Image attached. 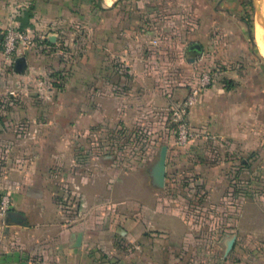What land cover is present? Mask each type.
Returning a JSON list of instances; mask_svg holds the SVG:
<instances>
[{
  "label": "rangeland",
  "instance_id": "obj_1",
  "mask_svg": "<svg viewBox=\"0 0 264 264\" xmlns=\"http://www.w3.org/2000/svg\"><path fill=\"white\" fill-rule=\"evenodd\" d=\"M110 1L45 2L57 18L40 28L38 20L21 24L41 12L36 0L3 4L19 23L0 28V227L22 185L48 187L64 219L86 214L80 186L95 180L110 186L112 200L140 204L113 212L160 235V264H264V103L253 106L248 94L254 65L264 89L255 39L261 0H117L107 17L102 6ZM191 44L201 47L194 62L185 56ZM20 57L25 69L17 73ZM218 86L236 87L243 111L253 104L256 120L246 114L241 128L258 132L257 150L237 152L190 120ZM162 145L158 188L151 167ZM116 241L119 250L99 253L102 263L122 264L124 245ZM11 247L1 246L2 264L26 252Z\"/></svg>",
  "mask_w": 264,
  "mask_h": 264
},
{
  "label": "crops",
  "instance_id": "obj_2",
  "mask_svg": "<svg viewBox=\"0 0 264 264\" xmlns=\"http://www.w3.org/2000/svg\"><path fill=\"white\" fill-rule=\"evenodd\" d=\"M8 1L12 0H0V28L5 26L7 21L10 24L19 23V19L12 18L13 15L7 19L3 4ZM36 1L42 8L41 12L35 18L32 16L25 22L23 20L22 25L33 27L36 26L35 20H38L40 28L42 26L40 23L57 18L50 16L43 10L45 2L57 4V0ZM116 1L111 0L110 3L102 6L107 17L114 14ZM261 4L262 13L264 14V0H261ZM257 19V25L262 28L263 22H260L259 17ZM112 40L111 38V43H113ZM261 55L264 57V54ZM258 68L257 65H254L251 69L252 85L248 90V94L254 105L249 104V111H243L244 102L241 94L236 91V87L233 90H227L218 86L209 88L205 92L203 103L190 113V120L193 123L200 122L206 129L216 131L224 140L227 139L230 147L237 152L244 149L257 150L260 145V141L256 137L257 131L255 134L252 133L253 135L250 132V136H247V132L242 134L241 128L242 117L249 114L251 117L253 116L254 122L257 111H254L253 106L257 105L259 100L264 103V89L260 88V81L257 77ZM121 78L124 77L121 76ZM88 109L90 113L95 115L99 113L97 105H90ZM245 109L247 108L245 107ZM251 127H254V125ZM249 129L252 130V128ZM253 130H256V128H253ZM246 137L249 138L245 139ZM62 155L65 156V153ZM263 157L264 154H261V158ZM43 166V170H48L47 162ZM12 176L15 181H11V184L13 183L11 188L15 189L18 184L17 175L13 173ZM42 182L44 181L42 180ZM47 188L27 183L17 190L16 205L10 209V212L21 214L25 219V225L6 223L4 217L3 226L0 227V264H2V245L12 246L11 248L14 250L20 248L26 251L21 255L22 260L15 261L13 258L11 264H104L102 259L99 258V253L103 252L109 255L111 252H115L116 249L119 250L120 247L116 245L117 239L121 240V244L125 247L121 246V249H123L121 252L122 264H160L159 256L157 258V252L160 251V235L141 231L140 225L138 223L136 225L135 220L118 218L113 212L121 209V213H128L131 205H137L138 207L139 203H132L128 197L126 200H112L108 191L110 186L107 185L103 188L98 186L94 180L90 185L80 186L86 202L90 205L86 214L79 212L78 217H64L63 219L56 217L54 201ZM79 233L81 234V243L79 246L74 247L75 238ZM113 254L117 256V253ZM32 256H36L40 261L33 263L32 260H29L31 259L29 257Z\"/></svg>",
  "mask_w": 264,
  "mask_h": 264
},
{
  "label": "water",
  "instance_id": "obj_3",
  "mask_svg": "<svg viewBox=\"0 0 264 264\" xmlns=\"http://www.w3.org/2000/svg\"><path fill=\"white\" fill-rule=\"evenodd\" d=\"M201 47L198 44H191L185 49V56L187 61L194 62L196 57L200 55ZM191 56V57H189ZM14 71L17 73H22L25 69V59L20 57L14 62ZM166 154L167 146L162 145L159 150L158 159L151 167V179L152 183L158 187L162 188L165 183V174H166ZM6 223H15L19 225H25L24 217L16 212L8 211L5 215ZM81 243V234L79 233L75 238L74 247L79 246ZM232 240L228 243V247H231Z\"/></svg>",
  "mask_w": 264,
  "mask_h": 264
},
{
  "label": "bare ground",
  "instance_id": "obj_4",
  "mask_svg": "<svg viewBox=\"0 0 264 264\" xmlns=\"http://www.w3.org/2000/svg\"><path fill=\"white\" fill-rule=\"evenodd\" d=\"M256 28H257L256 29V42H257V45H258V48H259L261 54H264V41L261 37V29H260L259 25H257Z\"/></svg>",
  "mask_w": 264,
  "mask_h": 264
},
{
  "label": "built area",
  "instance_id": "obj_5",
  "mask_svg": "<svg viewBox=\"0 0 264 264\" xmlns=\"http://www.w3.org/2000/svg\"><path fill=\"white\" fill-rule=\"evenodd\" d=\"M195 94H197V91H194V92H193V98H192V97L188 98V102H187V104H194V102H195V101H194V95H195ZM3 205H5V204H3ZM3 209H4V212H3V213H5V211H6V205L4 206Z\"/></svg>",
  "mask_w": 264,
  "mask_h": 264
}]
</instances>
